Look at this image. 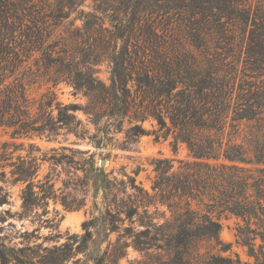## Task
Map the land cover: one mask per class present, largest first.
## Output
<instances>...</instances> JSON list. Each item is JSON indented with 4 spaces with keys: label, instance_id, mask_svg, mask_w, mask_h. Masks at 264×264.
Masks as SVG:
<instances>
[{
    "label": "rangeland",
    "instance_id": "rangeland-1",
    "mask_svg": "<svg viewBox=\"0 0 264 264\" xmlns=\"http://www.w3.org/2000/svg\"><path fill=\"white\" fill-rule=\"evenodd\" d=\"M28 1L43 9L36 36L42 48L29 52L27 47L28 51L20 54L2 77H6L5 85L24 94L26 102L21 103L24 109L25 106L30 108L32 116L37 112L41 97L53 93V117L58 113L57 102L77 105L80 109H84L88 102L82 93H75L70 85L61 82L53 86L49 82V77L54 75L55 69L51 64L54 59L64 55L76 56L79 61H84L91 58L93 51L103 52L106 43L112 48L117 44L119 51L125 46L126 36L131 35V31L138 34L140 25L149 23L161 33L160 30L165 28L162 12L172 11L187 2ZM251 3L264 8V0H252ZM152 6H156L159 13L151 14L148 9ZM170 18L167 19L173 25L170 28L179 33L184 48L193 51L187 41L184 42V27L176 25L178 20L175 15ZM209 35L214 36L208 38ZM208 36L207 45L198 50L208 53L210 62L219 71L220 85L227 93L224 99L231 104L226 129L221 133L223 140L226 142L234 137L238 144L251 145L253 149L264 148V66L252 65L245 53L247 28L221 23L215 25ZM131 37L136 36L132 34ZM110 67V63L101 58L92 70L98 79L109 84ZM242 101L250 102V105L234 114L235 104ZM241 114L247 118L237 120ZM74 115L80 121L77 132L59 129L56 136L50 139L45 135L13 139L11 130L0 131V251L5 257V264H173L174 251L167 252L165 246L163 250L157 248L166 244L163 240L152 242L148 249L141 245L134 247L136 240L144 241L139 234L143 227L139 225L138 217H134L133 224L125 220V215L119 209L125 197L123 187L118 182L126 180L124 175L135 178V185L140 188V192L136 193L137 200L140 197H143V201L150 200L152 204L148 210L153 222L158 225L171 222L175 211L184 210V199L171 200L177 204L173 209L164 201L165 198L161 202L160 197L155 196L152 190L156 175L153 171L154 160L174 159L176 169L179 165L177 161L191 160L186 145L179 144L174 152L170 144L173 140L171 136L159 141H155L152 134L126 139V131L130 127L127 118L113 117L109 123H106L107 119H102L95 126L82 110ZM98 128L104 133L97 131ZM142 128L151 132L156 128V123L152 119L147 120ZM95 135L104 137L102 146L96 147L90 141L89 138ZM22 160L26 166H34V169L30 171L27 182H16L11 173L21 167ZM241 166L251 170L260 168L257 165ZM114 178L118 182H114ZM109 183L112 184V194L104 199L103 188ZM25 190L30 192L26 204L23 201ZM143 191L147 192V197ZM167 196L166 193L164 197ZM191 207L193 210L208 211V208L197 206L195 202ZM220 223L223 245L217 246L205 239L193 241L186 248L188 264H212V256L231 259L234 264L237 261L240 264H255L250 247L236 237L238 226L249 236L254 226L233 216L222 217ZM158 233L157 230L151 231V235ZM157 239L162 237L158 235ZM125 244L128 246L123 248ZM260 244L262 241L258 238L255 251ZM118 251H122V255L118 256Z\"/></svg>",
    "mask_w": 264,
    "mask_h": 264
},
{
    "label": "trees",
    "instance_id": "trees-1",
    "mask_svg": "<svg viewBox=\"0 0 264 264\" xmlns=\"http://www.w3.org/2000/svg\"><path fill=\"white\" fill-rule=\"evenodd\" d=\"M26 1L0 0V78H3L0 80V131L11 130L13 139L44 135L50 139L59 129L77 132L80 121L74 114L82 110L95 126L102 119L109 123L113 117L127 118L130 127L126 131V139L152 134L154 140L159 141L171 136L173 151L176 152L179 144H185L191 158L190 161H177L176 169L174 159L154 160L156 175L152 190L155 196H159L161 202L167 201L173 209L177 204L171 200L184 199V210L175 211L171 222L160 225L153 222L148 210L152 204L150 200L143 201V197L137 200L136 193L140 188L135 185V178L124 175L126 180L119 182L114 178V182L123 187L125 199L119 209L125 220L133 224L134 217H138V223L143 227L139 234L144 241L136 240L134 247L141 245L148 249L152 242L163 240L166 244L157 248L165 246L167 252L174 251L173 264H188L186 248L193 241L205 239L217 246L223 245L220 219L233 216L254 226L251 236L245 235L238 226L236 237L250 247L255 264H264V148L253 149L251 145L238 144L234 137L224 142L221 133L226 129L231 104L224 99L227 93L220 85L219 71L210 62L208 53L198 50L203 49L207 39L214 36H208V33L215 25L236 24L247 28L245 53L252 65L264 66V8L253 6L252 0H186L184 6L162 12L165 28L160 30L161 33L157 27L146 23L139 26L137 35L131 31V35L136 37L126 36L125 46L119 51L117 44L112 48L106 43L103 52H92L90 56L93 59L89 57L79 61L76 56L60 55L51 63L55 70L49 82L53 86L61 82L70 85L88 102L84 109L57 102L58 113L53 117V93L41 97L37 112L32 116L30 108L25 106L24 109L21 103L26 102L24 94L5 85L6 77H2L3 72L14 65V60L28 51L27 47L29 52L42 48L36 36L43 9L33 1ZM155 8L152 6L148 11L159 13ZM171 15L177 17L176 25L184 27V42L187 41L193 51L185 49L179 33L170 28L173 25L167 19ZM131 29L134 30L133 27ZM101 58L111 66L109 84L98 79L92 70ZM235 105L234 114L244 111L250 102L242 101ZM246 118L241 114L237 120ZM150 119L156 123L151 132L142 128V124ZM80 138L83 139L81 135ZM103 138L95 135L89 139L99 147ZM90 160L92 162V158ZM241 165L260 168L251 170ZM32 168L34 166H26L22 160L21 167L11 174L16 182H27ZM111 185L109 183L103 188L104 199L112 194ZM129 191L133 193L129 194ZM166 193L168 196L164 197ZM28 194V190L23 192L25 204L29 201ZM144 195L147 197V192ZM193 202L208 208V211L193 210ZM155 230L159 231L162 239H157V234L151 235ZM258 238L262 244L255 251ZM127 246L125 244L123 248ZM118 252V256L122 255V251ZM0 259L1 264H5L1 251ZM211 259L212 264H218L217 261L234 264L231 259L215 256Z\"/></svg>",
    "mask_w": 264,
    "mask_h": 264
}]
</instances>
